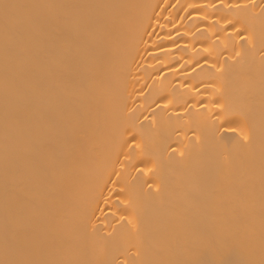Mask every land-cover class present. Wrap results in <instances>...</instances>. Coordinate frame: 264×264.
Returning <instances> with one entry per match:
<instances>
[{
  "label": "bare ground",
  "instance_id": "bare-ground-1",
  "mask_svg": "<svg viewBox=\"0 0 264 264\" xmlns=\"http://www.w3.org/2000/svg\"><path fill=\"white\" fill-rule=\"evenodd\" d=\"M0 264H264V0H0Z\"/></svg>",
  "mask_w": 264,
  "mask_h": 264
}]
</instances>
